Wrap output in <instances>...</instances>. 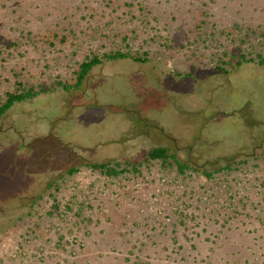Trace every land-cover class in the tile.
Returning <instances> with one entry per match:
<instances>
[{"label": "rangeland", "instance_id": "rangeland-1", "mask_svg": "<svg viewBox=\"0 0 264 264\" xmlns=\"http://www.w3.org/2000/svg\"><path fill=\"white\" fill-rule=\"evenodd\" d=\"M261 57L264 0H0V264H264Z\"/></svg>", "mask_w": 264, "mask_h": 264}, {"label": "trees", "instance_id": "trees-1", "mask_svg": "<svg viewBox=\"0 0 264 264\" xmlns=\"http://www.w3.org/2000/svg\"><path fill=\"white\" fill-rule=\"evenodd\" d=\"M126 57H133L127 52L123 51H114L109 53H104L102 57L98 56L97 54H93L90 57H87L85 60L81 61L79 63V67L76 71V82L72 87H78L81 85L83 79L86 77V75L89 73L91 68L99 63L102 62L104 58L106 59H116V58H126ZM244 58V57H243ZM137 61H145V59L136 58ZM252 60V59H248ZM241 61H236V66L240 64ZM260 64L264 65V57H261L258 61ZM222 70H226L223 67H219ZM70 87L64 84V89L68 90ZM44 89L40 88L39 90L28 87L23 88L19 90L14 91H6L4 97L2 100H0V119L3 117V115L6 113V111L12 106V104L16 101L24 100L27 98H30L34 95H36L39 92H43ZM148 158L150 159H160L163 163L173 161L176 163L178 169L180 171H183L187 165L185 163L180 162L174 157L173 152L170 150V148L166 146H158L154 147L148 152ZM89 166L92 168L99 169L100 171L104 172L106 175H117L123 171H125V168H118L119 164L116 163L114 166L110 165L108 162H100V163H89ZM73 168L70 170L72 171Z\"/></svg>", "mask_w": 264, "mask_h": 264}, {"label": "flooded vegetation", "instance_id": "flooded-vegetation-1", "mask_svg": "<svg viewBox=\"0 0 264 264\" xmlns=\"http://www.w3.org/2000/svg\"><path fill=\"white\" fill-rule=\"evenodd\" d=\"M161 131H162V129H161ZM153 143H154V147L166 146V147L170 148V150L174 154V157L179 161H180L179 158L181 156L180 153L185 152V151H183V149L180 151L181 148H179L176 139L171 137V136H166V138H163V140H160L158 142L156 141ZM244 145H246V147L241 146V147L237 148L235 151L230 152L227 155L219 154L220 157L218 160H222L223 162L226 163V164H224V167H222V169L223 168L231 169L232 168L231 164H234V163L239 164V166L241 165L240 166L241 168H243V165L248 164L250 168L254 169V168H257V165H256L258 163L257 161H259V160L264 161V138H262V140H260L258 143L250 141V142H246V144H244ZM172 146H173V148H172ZM188 146L191 147L190 145H188ZM154 147H152V148H154ZM205 154L211 155L213 153H205ZM187 158H190V156L187 155ZM158 160L161 161L160 159H158ZM90 163H93V162H90ZM173 163H175V162H173ZM88 165H89V163H88ZM175 165H176V163H175ZM186 165H187L186 168H188L190 166L189 163H186ZM176 167H177V165H176ZM118 168H121V167L118 166Z\"/></svg>", "mask_w": 264, "mask_h": 264}]
</instances>
